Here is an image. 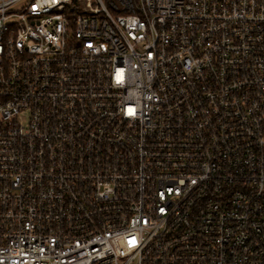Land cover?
I'll return each instance as SVG.
<instances>
[{"label": "built area", "instance_id": "1", "mask_svg": "<svg viewBox=\"0 0 264 264\" xmlns=\"http://www.w3.org/2000/svg\"><path fill=\"white\" fill-rule=\"evenodd\" d=\"M0 264H264V0H0Z\"/></svg>", "mask_w": 264, "mask_h": 264}]
</instances>
